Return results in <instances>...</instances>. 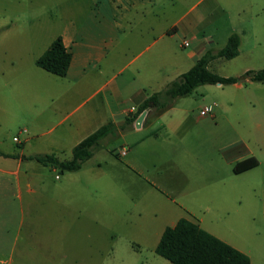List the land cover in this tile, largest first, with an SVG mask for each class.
<instances>
[{
    "label": "rangeland",
    "instance_id": "rangeland-1",
    "mask_svg": "<svg viewBox=\"0 0 264 264\" xmlns=\"http://www.w3.org/2000/svg\"><path fill=\"white\" fill-rule=\"evenodd\" d=\"M157 1L150 13L130 12L126 24L132 26L131 33L118 47L125 50V62L119 66L128 65L152 37L175 29L169 43L174 48V44L187 41L189 47L182 49L184 52L195 50L198 42L205 40L211 41L205 49L217 51L226 45L231 33L240 37L236 57L209 64V69L219 76L240 77L247 70L264 67V0ZM96 4L97 0H0V153L70 158V152L58 150L53 143L59 129L51 121L45 125L37 122L40 116L53 114L46 89L62 81L36 67L34 61L71 17L84 20L89 11L97 10ZM111 4L119 11L129 1L111 0ZM95 16L97 24L102 22L101 15ZM153 51L154 46L131 62L125 74L135 70ZM177 100L192 109L196 120L192 130H198L200 135L178 143L162 133L158 140L149 142L157 144L151 154L160 155L159 162L165 169H169L165 165L167 154H195L189 163H183L192 192L186 205L193 211L184 219L196 224L200 211L208 209L203 213L205 224L228 235L230 243L240 248L251 264H264V83L203 85L189 97ZM213 104L216 117L200 119L199 110ZM14 137L17 142L12 140ZM124 143L120 136L103 143L94 153L96 157L93 155L76 172H53L33 161L1 157L0 264H99L107 252L120 264H169L134 243L112 253L113 242L99 225L54 199L58 192L55 175H83L89 166L109 161V150H117ZM242 150L254 156L258 166L234 174L232 166L223 163L221 154ZM165 183L169 187L167 179ZM123 184L130 201H125L122 212L129 210L132 199L143 197L142 190L131 193L124 180ZM137 184L143 189L146 181L141 178ZM162 189L169 192L164 186ZM63 196L67 202L78 204L80 210L86 207L98 213L81 192L69 191Z\"/></svg>",
    "mask_w": 264,
    "mask_h": 264
},
{
    "label": "crops",
    "instance_id": "crops-1",
    "mask_svg": "<svg viewBox=\"0 0 264 264\" xmlns=\"http://www.w3.org/2000/svg\"><path fill=\"white\" fill-rule=\"evenodd\" d=\"M101 1L97 0L99 4L95 5L97 10L89 11L84 20L71 17L73 9L70 10L69 22L56 37L62 39L64 47L71 53V62L66 75L63 78L58 77L62 82L54 88L46 89L45 94L49 96V102L53 105V114L37 118L40 124H49L51 121L54 128L59 129L53 143L58 150L70 152V156L72 148L100 126L107 122L121 123L146 97L161 91L166 84L189 70L211 43L209 40L198 42L195 50L184 52L182 51L184 41L174 44V48L169 43V39L174 37L171 33L175 29L169 34L165 30L159 36L152 37L149 45L137 53L128 65L121 67L125 62L123 58L125 50H118V47L131 33L132 26L128 27L126 24L130 12L150 13L158 1L128 0L127 6L117 8L119 11L111 4V0ZM96 14L101 15L102 22L98 24ZM153 46L155 51L135 70L125 74L130 63ZM186 97L189 95L182 98ZM209 106L212 108V114L204 117L198 114L200 119L216 117V106L214 104ZM195 123L192 109L188 104H180L178 100L172 107L159 114L147 111L144 124L140 128L133 124L131 129L120 134L125 143L117 150H109V161L91 165L85 169L83 175L77 177L55 175L58 192L54 199L58 204L69 207L71 211L99 225L102 233L107 234V239L110 238L113 242L112 253H118L119 249H127L130 243L136 244L138 248H148L155 253L165 228L173 227L178 220L186 218L185 214L188 212L193 214L192 209L186 205L192 192L189 191V176L183 163L185 161L189 163L190 159L195 158V154H167L165 165H168L169 169H165L164 163L159 162L160 155L151 154V148H156L157 144L149 141L158 140L163 133L170 135L171 139H176L178 143L186 142L191 135H200L198 130H192ZM16 156L29 155L20 153ZM249 157L255 158L246 150L221 154L223 163L232 166V169L237 162ZM141 178L146 181L143 189L137 184ZM123 180L129 192L133 193L139 189L143 192V197L132 199L131 207L124 212L121 208L125 207V201H130V198L125 195L127 190L123 188ZM162 186L169 192L162 189ZM69 191L81 192L85 201L94 206L98 213L91 212L86 207L80 210L78 204H73L72 200L67 202L63 194ZM127 203L129 206L130 203ZM206 211L208 209L200 211L196 217V224L203 231L245 254L230 243L228 235L205 224L203 213ZM121 241L124 243L121 244ZM106 256L99 264H120L114 258L110 259L108 252Z\"/></svg>",
    "mask_w": 264,
    "mask_h": 264
},
{
    "label": "trees",
    "instance_id": "trees-1",
    "mask_svg": "<svg viewBox=\"0 0 264 264\" xmlns=\"http://www.w3.org/2000/svg\"><path fill=\"white\" fill-rule=\"evenodd\" d=\"M239 46L240 37L231 33L222 49H205L189 70L166 84L161 91L146 97L121 123L107 122L76 144L68 160H59L53 154L16 156L0 153V156L33 161L59 173L76 172L104 146L103 143L106 144L131 129L136 118L145 110L159 114L172 107L177 99L190 95L197 87L203 85L226 86L236 84L240 79L264 83V67L259 70H247L240 77H222L209 69V64L216 59L230 60L236 57ZM70 62L71 53L64 47L62 39L56 37L34 64L49 74L63 78ZM256 165L257 160L249 157L237 162L232 171L234 174H240ZM155 254L170 264H250L248 256L186 219H180L173 227L165 228L155 248Z\"/></svg>",
    "mask_w": 264,
    "mask_h": 264
},
{
    "label": "built area",
    "instance_id": "built-area-1",
    "mask_svg": "<svg viewBox=\"0 0 264 264\" xmlns=\"http://www.w3.org/2000/svg\"><path fill=\"white\" fill-rule=\"evenodd\" d=\"M182 46H183L184 48H187V47L189 46V43H188L187 41H184V42L182 43ZM134 111H135V110H134ZM134 111H133V112H134ZM145 111H147V110H145ZM199 114H200V116H202V117H204V116H208V115L212 114V108H211V106H204L203 108L200 109ZM12 140H13L14 142H17L18 138L14 137Z\"/></svg>",
    "mask_w": 264,
    "mask_h": 264
},
{
    "label": "water",
    "instance_id": "water-1",
    "mask_svg": "<svg viewBox=\"0 0 264 264\" xmlns=\"http://www.w3.org/2000/svg\"><path fill=\"white\" fill-rule=\"evenodd\" d=\"M243 82H245V80H244V79H240V80L237 81L236 84H237V85H240V84H242ZM146 116H147V111H143V112H142V113L136 118L135 123H134V126H135L136 128H140V126L144 124V121H145Z\"/></svg>",
    "mask_w": 264,
    "mask_h": 264
}]
</instances>
